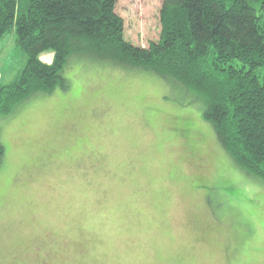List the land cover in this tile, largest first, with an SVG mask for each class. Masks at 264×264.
Wrapping results in <instances>:
<instances>
[{"label": "rangeland", "instance_id": "rangeland-1", "mask_svg": "<svg viewBox=\"0 0 264 264\" xmlns=\"http://www.w3.org/2000/svg\"><path fill=\"white\" fill-rule=\"evenodd\" d=\"M163 1L118 0L128 41L159 40ZM16 37L0 41V84L26 62ZM91 58L67 64V90L0 115V264H264V182L223 148L202 102Z\"/></svg>", "mask_w": 264, "mask_h": 264}, {"label": "trees", "instance_id": "trees-1", "mask_svg": "<svg viewBox=\"0 0 264 264\" xmlns=\"http://www.w3.org/2000/svg\"><path fill=\"white\" fill-rule=\"evenodd\" d=\"M117 2L0 0V41L15 31L26 56L16 77L0 84V115L37 94L67 90L63 74L77 56L141 68L202 102L204 119L223 148L264 182V0H164L160 38L148 47L125 38ZM46 51L54 52L53 62L40 58ZM179 128L195 146L189 123ZM5 153L0 139V166Z\"/></svg>", "mask_w": 264, "mask_h": 264}]
</instances>
